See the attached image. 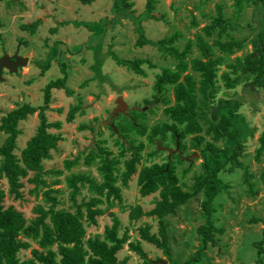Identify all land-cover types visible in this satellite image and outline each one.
<instances>
[{
	"label": "rangeland",
	"instance_id": "obj_1",
	"mask_svg": "<svg viewBox=\"0 0 264 264\" xmlns=\"http://www.w3.org/2000/svg\"><path fill=\"white\" fill-rule=\"evenodd\" d=\"M130 6L121 5L115 8L114 0H93L90 3H82L79 0H0V55L3 51L14 52L19 46V53L28 56L25 65L16 72L2 73L0 80V117L11 108L24 102L39 105L44 100V85L53 78L63 75L60 60L67 64L66 87H53L51 89L52 100L46 110L49 121L59 120L58 126H48L50 131L59 132L62 138L57 141L55 148L49 150V157L42 159L43 169H58L63 167L65 158H72L79 154V163L64 170L61 174L51 172L44 173L43 177L50 186L59 188L58 197L61 203L57 207H69V188L65 183V176L70 171L89 172L97 180L101 179L96 167V162L86 164L85 153L95 146L96 141H101L109 149L111 154L118 155L119 147L114 138L120 133H111L105 125L111 120V112L116 106L117 96L126 102V111L134 108L145 110V122L150 131L154 124L162 123L168 116L163 111L165 103L153 100V81L155 74L165 65L173 63L171 56L163 57V53L154 42L174 31H180L181 36L174 41L179 49L187 38H194V31L200 29L205 23L211 21L216 14L217 4L222 6V11L235 25L227 31L229 36L245 38L244 45L240 50L224 55V60L217 71V83L219 89L215 93L217 97H236L241 104L238 111L242 114L254 132L245 140V148L241 161L248 166L253 173L251 181L255 192H250L249 186L243 180L242 169L235 167L232 170L222 169L219 176L226 186L213 198L210 218L217 226H223L224 230L215 233L217 244L209 240L204 241L197 228L206 221V212L202 208L201 200L203 192L189 198L185 203L176 208L175 214H166L163 221L167 224L168 245L170 256L163 252L162 248L141 237L139 226L149 225L150 231L157 232L158 218L155 215L141 214L136 219H131L130 210L139 204L142 210H149L159 198V190H155L145 196L138 192L137 174H133L128 185L123 186L120 180L122 200L115 201L113 210L120 219L119 234L126 231L129 240L138 241L151 259L161 258L189 260V264H264V178L260 176L264 170V151L260 160L255 158V149L259 145V136L264 130V89H257L240 80L235 87L224 86L220 73L228 70L227 64L233 62L235 56H243L253 48L250 37L258 27V11L260 4H244L238 15L234 14V0H154V8L151 13L155 17L145 15L147 0H127ZM197 25L191 24V17ZM40 19L37 30L31 33L22 29L20 24ZM138 26L143 35L153 43L136 45L140 36ZM215 32L206 38L211 43L215 54L220 53L213 44L217 38ZM226 38L225 34L218 37ZM191 56H199L197 46L193 44ZM110 51L120 57L135 58L143 57L150 59L154 65L143 63L145 74H139L134 69L118 64L111 56ZM48 60V67L42 68L41 61ZM95 63L99 64L98 66ZM95 65V66H94ZM195 75H197L194 72ZM166 95L173 102L171 86L166 90ZM149 101H146L145 99ZM151 100V101H150ZM80 103V109L75 112L72 120L67 119L70 106ZM130 114V113H129ZM121 119V117H118ZM39 118L37 110L28 114L26 118L19 120L20 133L16 137L13 152L20 156V150L26 141L35 134ZM85 125L80 127V125ZM91 126L97 127L96 131ZM161 145L162 151L149 155L154 149V144L145 143L140 150L141 162H162L164 155L170 151H178L173 140L169 137ZM7 133L0 131V144L4 141ZM135 137L134 143L144 141V135L129 132L127 137H121L124 144ZM191 135H186L183 140L190 144ZM206 138L208 136L206 135ZM221 142V141H219ZM130 150H126L121 158L129 157ZM181 156L183 163L176 161L175 170L180 176L179 183L183 189H190L194 181V174L200 170L202 157L199 150L188 145ZM1 161V159H0ZM191 170L181 176V170L188 164ZM122 168V163L119 164ZM33 172L29 171L21 177L22 196L15 198L7 193L8 182L0 175V186L5 189L6 195L3 200L5 206L12 204L17 210H21L27 222L36 215L33 207L37 202L44 203L41 194L35 197L31 192L33 182L29 177ZM60 181L54 183L53 180ZM91 193L86 187H82L77 195L87 199ZM101 206H104L102 204ZM259 220H252V217ZM111 215L108 210L96 217V223H89L84 219L86 229L85 237L95 233L103 235L105 225L111 224ZM30 246L21 249L18 253L20 258L31 255V248L38 244L29 240ZM55 247V246H53ZM197 248H202L200 258L191 259ZM120 264H141V257L132 250L128 243L117 251ZM169 264V263H168Z\"/></svg>",
	"mask_w": 264,
	"mask_h": 264
},
{
	"label": "trees",
	"instance_id": "obj_2",
	"mask_svg": "<svg viewBox=\"0 0 264 264\" xmlns=\"http://www.w3.org/2000/svg\"><path fill=\"white\" fill-rule=\"evenodd\" d=\"M82 3H90L93 0H79ZM260 4L258 11V27L250 37L253 45L251 51L243 56H235L233 62H229L228 70H222L220 78L227 88L235 87L240 80L257 89H264V0H234V14L238 15L244 4ZM130 6V1L114 0L116 9L121 5ZM154 8V0H147L145 15L155 17L151 10ZM216 14L210 22L205 23L200 29L194 31V38H187L183 48L179 49L173 43L179 36L180 31H174L157 39L154 44L163 53V57L170 55L173 63L165 65L155 74L153 81V100H161L169 103L163 111L168 116L167 120L151 126L147 129L145 122V110L132 109L128 114L118 112L111 117V123L105 125L111 133H120L121 137H127L129 132L144 135V141L134 143L135 137L129 139L128 144L120 140V136L114 138L119 147L118 155L111 154L109 149L101 141H96L83 156L84 162L90 164L96 162V167L101 179L97 180L89 172L70 171L65 176L66 186L69 188V207H57L61 203L58 197L59 188L50 186L43 177L44 173L61 174L79 163L80 155L63 160V167L58 169H43L42 159L49 157V150L55 148L57 141L62 138L59 132L50 131L48 126H58L60 121H49L46 110L52 100L51 89L53 87H66L67 64L60 60L62 76L50 79L43 87L44 100L42 104L35 105L24 102L19 104L0 117V131L7 133L4 141L0 144V175L8 182L7 193L15 198L22 196L20 187L22 176L32 171L28 179L33 182L31 192L35 197L41 194L44 203L37 202L33 207L36 213L27 222L21 210H17L12 204H3L6 191L0 186V264H120L117 251L128 243L129 247L141 257V264H160L149 258L138 241L129 240V234L124 231L119 234L120 219L111 210L115 201H121V186H127L133 174H137L138 192L145 196L155 190H159V198L149 210H142L137 204L130 210L131 219H136L141 214L155 215L158 218L157 232L150 231L149 225L139 226L141 237L162 248L163 252L170 256L168 245L167 224L163 221L166 214H175L176 208L185 203L189 198L203 192L201 200L202 208L206 212V221L199 225L197 230L204 241L209 240L217 244L215 233L224 230L223 226H217L210 218L213 198L226 186L219 176L222 169L232 170L235 167L242 169L243 180L249 186L250 192H255L251 178L253 173L248 166L241 161L245 148V140L254 132V127L243 119L238 111L241 101L236 97H217L215 93L219 89L217 83V71L224 60V55L240 50L244 45L245 38L229 36L227 31L236 24L226 17L222 6L217 4ZM191 24L197 25L194 17ZM40 23V19L21 23L22 29L34 33ZM2 20L0 18V26ZM140 36L136 45L153 43L143 35L140 26L137 27ZM217 33L213 44L220 53L215 54L211 43L206 38ZM225 34L226 38L218 37ZM193 44L197 46L200 55L191 56ZM111 56L118 64L134 69L136 73L145 74L143 63L153 66L154 63L143 57L125 58L110 51ZM42 68L48 67V60L41 61ZM96 66L99 64L95 63ZM94 65V66H95ZM194 72L197 74L195 75ZM171 86L173 102L166 95V90ZM146 101H149L147 98ZM151 101V100H150ZM80 109V103L70 106L67 119L72 120L75 112ZM37 110L39 124L35 134L27 141L17 156L12 150L16 144V137L20 133L19 120ZM121 117V119H118ZM85 125H80L84 127ZM96 131L97 127L91 126ZM169 132V137L177 144L178 151H170L164 155L162 162H141L140 150L145 143L154 144V149L148 154H159ZM191 135L190 146L197 148L202 157L200 170L195 173L194 181L190 189H183L179 183L180 176L175 170L176 161L184 162L181 152L188 146L183 138ZM206 135L208 138H206ZM221 141V142H219ZM126 150L131 151L129 157L121 158ZM255 158L260 160L264 151V130L259 136V145L255 149ZM122 163V168L119 164ZM191 163L184 166L181 176L191 170ZM260 176L264 178V170ZM120 180V184L117 181ZM59 178L53 180L57 183ZM86 187L91 195L81 198L77 195L81 188ZM104 204V206H101ZM108 210L111 215V224L105 225L103 235L95 233L85 237L86 229L84 219L89 223H96V217ZM260 218L254 216L252 220ZM29 240H33L38 247L31 248V255L20 258L18 253L21 249L30 246ZM55 246V247H53ZM202 248H197L191 259L200 258ZM169 264H189V260L168 259ZM167 263V264H168ZM166 264V263H164Z\"/></svg>",
	"mask_w": 264,
	"mask_h": 264
},
{
	"label": "water",
	"instance_id": "obj_3",
	"mask_svg": "<svg viewBox=\"0 0 264 264\" xmlns=\"http://www.w3.org/2000/svg\"><path fill=\"white\" fill-rule=\"evenodd\" d=\"M28 61V56L22 55L19 53V46H17L11 54L3 51L0 55V80L3 79V69H7L8 72H16L19 67L25 65ZM127 104L121 98V96H117L116 98V106L113 108L111 112V116H115L118 112L126 113ZM112 125L111 121L108 122ZM113 129L116 130L114 125ZM177 147V144H176ZM153 261H157L160 264H164L167 262L166 259L156 258Z\"/></svg>",
	"mask_w": 264,
	"mask_h": 264
},
{
	"label": "flooded vegetation",
	"instance_id": "obj_4",
	"mask_svg": "<svg viewBox=\"0 0 264 264\" xmlns=\"http://www.w3.org/2000/svg\"><path fill=\"white\" fill-rule=\"evenodd\" d=\"M5 71V69H3V72ZM129 112H130V110L128 111V112H126L125 114H128L129 115ZM111 121V120H110Z\"/></svg>",
	"mask_w": 264,
	"mask_h": 264
}]
</instances>
